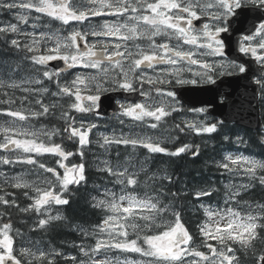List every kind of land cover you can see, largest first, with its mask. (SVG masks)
<instances>
[{
  "label": "snow or ice",
  "instance_id": "6c2138e0",
  "mask_svg": "<svg viewBox=\"0 0 264 264\" xmlns=\"http://www.w3.org/2000/svg\"><path fill=\"white\" fill-rule=\"evenodd\" d=\"M14 9L22 10L16 16L20 24H27L31 18L32 31L21 29L19 24L6 23L0 27V36L6 48L24 54L23 59L31 64L33 74L17 81L12 77L19 70V65L16 68L0 65V117L8 118L0 121V165L33 166L40 172V183L47 187L42 190L35 182H27L20 175L12 177L13 182H9L8 177L0 172V176H5L4 183L0 184V193H3L0 194V215L8 214L17 206L15 194L8 188L31 189L38 195L23 191V195L32 202L27 207H20L19 211L36 213L37 229L42 230L52 221L62 218L58 212L51 215L50 205H68L70 200L65 195L70 192V185L86 183V149L93 142L91 136L95 134L97 125L84 114H95L102 93L110 90L134 92L139 85L143 102L121 105V115L141 122L146 117L152 118L155 122L148 124L152 129L180 111L176 93L164 87L171 81L175 85H198L202 81L215 84L219 77L251 73L264 99V0H87V4L82 0H0V11L11 12ZM23 10H29V14H23ZM32 12L37 15H32ZM41 15L59 20L63 25H69L70 21L82 25L91 17L115 19L103 20L90 30L71 27L66 36L59 31H40L37 38L36 30L48 27L41 25ZM246 21L248 27H245ZM198 23L199 27L196 26ZM230 32L242 34L236 41L238 50L250 55L258 65L256 72H252L247 62L222 59L230 39L226 34ZM89 37L98 39L91 42ZM158 37L160 42L156 39ZM48 40H54V46L44 47L42 51V44H47ZM138 40L147 41V44L137 43ZM129 41L133 42L131 46ZM53 60L63 61L64 68L50 70L49 62ZM158 65L165 67L156 72ZM76 67L95 72L78 73L70 84L62 82L63 72ZM146 69H152L155 75H149ZM186 73H191V78H186ZM53 82L55 91L50 87ZM145 85L150 88L145 90ZM16 90L22 94L17 96ZM48 95L54 98L50 103L44 99ZM25 102L28 107H25ZM188 111L197 117L203 115V119L176 124L177 135L216 133L223 127V121L207 119L209 114L205 108L193 107ZM41 117H54L63 125L33 130L29 122ZM99 135L102 143L100 140L97 143L105 152L112 144H131L169 157L189 152L193 156L199 154V146L189 143H182L171 151L152 137ZM42 136L45 139H41ZM56 136L62 137L61 143L55 142ZM224 139L231 142L227 135ZM65 141L77 148L83 162L74 163L71 168L63 162L74 155L62 146ZM237 142L244 141L237 137ZM44 154L58 157L55 164L64 169L63 175L56 167L39 159ZM144 163H141L139 171H135L128 162L121 165L117 161L113 165L109 160L101 161L102 166H98V170L115 178V183L121 186L120 193L106 189L103 199L93 197L95 207L106 208L111 213L96 226L99 230L97 235L107 231L108 239H97L94 247L81 245L79 251L83 259L79 264H109L106 258L99 257L111 248L152 258L147 264H244L241 253L246 256L251 251L255 255L257 244L264 245V203L257 204L243 215L236 210L250 186L258 182L264 187V159L225 155L216 162L217 168L228 173L242 170L248 183L225 185L227 199L223 210L214 211L201 204L207 219L198 226L203 237L199 247L183 222V210L174 204L176 199H183L187 194L180 189L170 191L171 186L178 182L171 173L158 177L160 183L158 189H154L155 196L131 194L140 186L139 174L145 171ZM153 178L157 177L154 175ZM52 188L56 191L53 192ZM216 191L200 187L192 194L197 200L202 197L210 200ZM229 204L232 206H227ZM169 214L170 219L163 225L165 230L156 234L161 228L157 220H163ZM129 229L131 234H135V239H130ZM11 230L10 223L0 226V264H54L50 253L34 248L30 243L17 251L14 238L9 235ZM16 231L19 234V230ZM84 234L89 235L87 232ZM141 238L147 248L138 243ZM208 241H215V246ZM204 247L207 253L200 250ZM259 252L258 264H264V247ZM71 259L75 264L78 258Z\"/></svg>",
  "mask_w": 264,
  "mask_h": 264
},
{
  "label": "trees",
  "instance_id": "16d2710c",
  "mask_svg": "<svg viewBox=\"0 0 264 264\" xmlns=\"http://www.w3.org/2000/svg\"><path fill=\"white\" fill-rule=\"evenodd\" d=\"M5 64L10 68L19 65L21 74H31L29 68L26 67L25 60L15 51L6 48L3 43V37L0 36V65ZM21 74H15L12 78H18ZM16 95L19 96L20 94L16 91ZM46 119L47 121H52L50 117L39 118V121L43 122L46 128L61 126L59 120L56 118L57 122L54 121L49 124L46 123ZM176 124H182V122L178 118V114L173 113L153 130L155 132V139L165 144L171 151H175V148L181 146L182 143L198 145L199 154L197 156H193L189 152L180 156L169 157L162 153H150L148 149L141 145L133 148L130 146H122L121 148L114 146L105 153L89 152L85 157L87 162L86 183L82 182L78 186H69L70 192L65 195V198L69 199L70 203L59 208L62 218L46 225L42 230H32L30 224L33 219V213H22L19 211L20 207H27L30 202L26 200L22 193H17L18 195L14 196L17 200V206L11 208L8 214L0 215V225L2 223H10L12 225L9 235L14 238V247L19 249L23 243V239H28L36 246L44 248L48 253L50 252L54 255L55 253H62L61 255H55L58 259L54 261V264H74L70 260L61 259V257H67L68 253L74 257L76 256L78 259L75 261V264H79L80 259H83L79 247L81 245L95 246L92 232L97 229L96 226L101 224L102 219L108 213L106 208L102 209L94 206L96 200L104 198L106 189L117 194L120 193L121 186L115 183V178L109 176L106 172L102 173L98 170V166H102L101 161L103 160H109L113 165L117 161L121 165L128 162L134 166L133 170L135 171H139L141 163L146 162L144 163L145 171H141L139 174L140 186L136 188L135 192L131 193L141 197L146 193L150 196H155L156 192L154 189H158L160 183L158 177L165 175L166 172L171 173L178 182L171 186L170 191L176 192L180 189L183 190V193L187 194L184 195L183 199H176L174 204L177 209L183 210V222L195 237L196 246L199 247L203 237L199 234L198 226L203 224L207 219L201 204L204 207H210L212 210H223L226 208L225 185H230L232 176L226 170L217 168L216 162L221 161L228 153L236 151H243L247 156L264 159V143L262 140L264 133L260 131H245L234 125L223 124V127L218 129L216 133L197 135L195 132H191L189 134L180 133L177 135ZM121 131L124 134L128 133L126 129H121ZM144 132V129L138 128L134 133L140 134ZM237 132L243 134L244 142L241 143L244 146H237L234 142L233 136ZM225 135L231 138V142L224 139ZM74 155L75 163L83 162L80 156H77L76 153ZM39 159L53 166L51 155H43ZM54 167L57 168V166ZM57 170L59 172L60 169ZM154 175L157 178H153ZM241 180L244 181V184L248 183L247 177ZM164 183L167 184L168 182L164 181ZM200 187L211 188L217 191L210 200L207 197L197 200L192 193L194 189ZM169 200H171V197H169ZM245 201L247 203H244ZM165 202L167 203L168 200ZM262 203H264V187L259 186L257 182L255 186H250L236 210L240 211L243 215L254 209L257 204ZM249 205L252 206L251 209ZM227 206L232 205L229 204ZM0 213H2V209H0ZM169 219L170 214L169 216H165L163 220H157V223L161 224V228L156 231V234L165 230L163 225ZM139 222L143 223V221ZM16 230H19V234H17ZM85 232L89 233V235H85ZM141 236H143V233ZM135 238V234H131L130 231V239ZM138 243L142 247L147 248V245L143 244L142 238ZM208 243L215 246L216 242L208 241ZM261 247H264V245L257 244L255 255L251 251L246 256L241 253L240 255L244 260V264H255L260 255L259 249ZM200 250L206 252L207 248L204 247ZM119 254L120 256H118ZM102 255L108 259H121L127 264H147L152 259L144 257L140 253L124 252L119 249L103 253Z\"/></svg>",
  "mask_w": 264,
  "mask_h": 264
},
{
  "label": "water",
  "instance_id": "95a60500",
  "mask_svg": "<svg viewBox=\"0 0 264 264\" xmlns=\"http://www.w3.org/2000/svg\"><path fill=\"white\" fill-rule=\"evenodd\" d=\"M235 26V25H234ZM249 25H245L248 27ZM233 34V33H232ZM236 34H233L228 41V51L226 54L232 59L238 62H247V65L252 69V72H256L257 66L253 63V61L245 60L237 55L238 53L234 51L233 48V40L236 37ZM237 53V54H236ZM55 69H59L63 67L61 61H55L50 64ZM259 75V73H257ZM252 74L249 73L247 76H242L239 78H235L231 81L226 82V85L222 83L215 84L213 86H209L203 89H186L183 92H177L178 97L189 103L192 107L205 106L209 105V101L207 100L209 95H215L222 88H227L229 90V94L227 97L229 98V102L226 105L215 106L209 110V114L220 117L224 122H234L239 126H242L246 129L257 130L261 128L259 107H258V92L257 88L251 84H249V79L252 78ZM245 92L244 98H240L237 95L238 90ZM180 93V94H179ZM186 95H189L187 97ZM112 97H110V101H108L106 106L105 99L100 101V107L102 108H111Z\"/></svg>",
  "mask_w": 264,
  "mask_h": 264
},
{
  "label": "rangeland",
  "instance_id": "374dc122",
  "mask_svg": "<svg viewBox=\"0 0 264 264\" xmlns=\"http://www.w3.org/2000/svg\"><path fill=\"white\" fill-rule=\"evenodd\" d=\"M82 2L84 3V4H87V0H82ZM21 12H22V10H20V9H14V11L12 10L11 12H8V11H0V24L1 25H5L6 23H14V22H17L18 20L16 19V16L18 15V14H21ZM11 13H12V15H11ZM14 13V14H13ZM23 14H25V15H27V14H29V10H23ZM32 15H37L36 13H34V12H32L31 13ZM13 15H16V16H13ZM4 17V18H3ZM44 17H46V18H44ZM92 18V17H91ZM90 18V19H91ZM45 21V23H43L42 21ZM40 23H41V25L42 24H48V25H58V29L56 30V31H59V33L62 35V36H66V35H68V32L70 31V29H71V27H76V28H78V29H84V30H90L92 27H86V25H85V23L84 24H79L78 22H75V21H70V23H69V25H63L62 24V22L61 21H59V20H55V19H53V18H51V17H48V16H46V15H41V21H40ZM32 21H31V18L29 19V22L26 24V28H21V29H23V30H25V31H28V32H31L32 31ZM63 25V29H61V26ZM95 26V25H94ZM41 28V27H40ZM40 28H38L37 30H36V33H35V35L37 36V38L39 37V33H40V31H44V30H41ZM46 30H48L49 29V27H47V28H45ZM56 31H51V32H56ZM98 38H95V37H89V40L91 41V42H95L96 40H97ZM23 40V39H22ZM52 46H54V40H48L47 41V44H42V51H43V48L44 47H52ZM30 69L32 70V68H31V65H30ZM146 71V70H145ZM95 72V70H92V69H85V68H83V67H76V68H72V69H70L67 73H63L62 74V76H63V81L62 82H68L69 84H70V82H71V80H73L74 78H75V75L76 74H78V73H94ZM82 88H83V86H81ZM18 91V93H19V90H17ZM83 94H87V93H83ZM73 100H74V97L72 98ZM85 103H87V102H85ZM76 114H80V113H76ZM81 115V114H80ZM2 119V117H0V121H2L1 120ZM88 120H91L92 121V119H90V118H88ZM37 131H39V130H37ZM107 135V134H106ZM94 136L95 137H100V135H99V133H95L94 134ZM112 136H115L116 137V135L114 134V135H111L110 137H112ZM41 138H43V136L41 137ZM117 138V137H116ZM100 141H101V143H102V140H101V138H100ZM4 154H7V153H4ZM232 156H236V155H232ZM0 166H3V165H0ZM5 174V176L7 177L8 175H7V173H4ZM17 175H20V176H22V177H24L25 178V180L27 181V182H35L36 184H37V186H39L42 190L43 189H45L47 186L46 185H44V184H41L40 183V178H37V176H34L33 175V173L31 172V171H28V170H26V171H21V172H19ZM5 176H1V179H2V181H4L5 180ZM231 176H232V178H231V183H230V185H240V184H244V179L243 180H241L242 178H244V175L242 174V170L239 172V173H231ZM4 183V182H3ZM31 190V189H30ZM53 192H55L56 191V189L55 188H52L51 189ZM34 194H35V196L36 195H38L37 193H35L34 192ZM53 205V204H52ZM52 205H50V207H51V209H52ZM52 211L54 212V210L52 209ZM214 211H220V210H214ZM53 212H51V215H53ZM111 213L110 212H108V215H110ZM216 219H218V218H216ZM226 222V221H225ZM213 227H215V225H213ZM130 230V229H129ZM99 232V230H98V228L96 229V230H94L92 233H93V238H94V244H96V240L97 239H104V240H107L108 239V233H107V231L105 232V233H103V234H99V235H97V233ZM98 237V238H97ZM25 245H28L27 243L25 244ZM24 245V246H25ZM31 246H33L34 248L35 247H38L39 249H42V250H44L43 248H41V247H39V246H36V245H32L31 244ZM19 249H17V251H18ZM114 250H116V249H114V248H111V249H107V250H105L103 253L105 254V253H108V252H110V251H114ZM0 251H2V250H0ZM45 251V250H44ZM46 252V251H45ZM208 252V250L206 251V253ZM48 253V252H47ZM50 253V252H49ZM51 255H50V258H52V257H54V254H52V253H50ZM209 255H210V253H209ZM118 256H120V254L118 255ZM100 259H104L105 257H103V255H101L100 257H99ZM107 260H108V262H109V264H127V263H125V262H123L121 259H108V258H106Z\"/></svg>",
  "mask_w": 264,
  "mask_h": 264
},
{
  "label": "flooded vegetation",
  "instance_id": "af4514ba",
  "mask_svg": "<svg viewBox=\"0 0 264 264\" xmlns=\"http://www.w3.org/2000/svg\"><path fill=\"white\" fill-rule=\"evenodd\" d=\"M113 19H115V18H113V17H103V18H99V21H103V20H109V21H112ZM156 39H157L158 42H160V40H161V38H159V37L156 38ZM165 39H166V38H165ZM136 42H137V43L144 44V45L147 44V41H144V40H138V41H136ZM132 43H133V42L129 41V46H131ZM172 43H175V41L173 40ZM243 55H244V54H243ZM244 56L247 57V58H251L250 55H244ZM222 59L225 60V61H228L227 56H226L225 53H224V57H223ZM162 67H165V66H163V65H158V66H156V72H158V71L160 70V68H162ZM146 72H147L149 75H155V73L153 72L152 69H146ZM185 76H186V78H191V73H186ZM224 77H227V76H224ZM224 77H219V78L217 79V81H219L220 79H222V78H224ZM206 85H209L206 81H202V82H201L200 84H198V85H191V84H187V85H175V82H174V81H171L169 85H165L164 87H165L167 90H173V91H174V87H175V86H182L183 89H188V88H193V87H203V86H206ZM149 88H150V86H148V85H145V86H144V89H145V90H148ZM140 90H141V89H140V86L137 85V90L133 92V93H137V94L135 95V97H134V101H133V102H131V101H121V102H119V105H129V104H134V103H137V102H143L144 97H142V96L140 95ZM116 91H117V90H116ZM110 92H115V91H111V90H110V91L104 92V93H102V94H108V93H110ZM259 92H260V91H259ZM152 94L155 95L154 91H153ZM186 96H187V95H186ZM176 98H177V97H176ZM220 102H224V99H223V98L220 99ZM177 106H184V107H187L184 103L180 102V101L178 100V98H177ZM260 106H261V111H262V119H263V121H264V99H262L261 93H260ZM125 117H127V116H122L121 114H119V115H112L110 118H112V120H114V121L123 120L124 122H126V121H128V119L125 118ZM110 118H109V119H110ZM147 121H148V122H152V121L148 120V117H147ZM140 128H142V129L145 130L144 125H142ZM148 128H150V127L147 126V129H148ZM135 131H136V130H134L133 132H135ZM131 136H133V135H131Z\"/></svg>",
  "mask_w": 264,
  "mask_h": 264
},
{
  "label": "bare ground",
  "instance_id": "6f19581e",
  "mask_svg": "<svg viewBox=\"0 0 264 264\" xmlns=\"http://www.w3.org/2000/svg\"><path fill=\"white\" fill-rule=\"evenodd\" d=\"M4 18V17H3ZM0 26H2L1 24H0ZM108 127V126H107ZM122 133H123V131H121ZM196 173V172H195ZM81 235V234H80ZM98 238V237H97ZM55 241V240H54Z\"/></svg>",
  "mask_w": 264,
  "mask_h": 264
}]
</instances>
